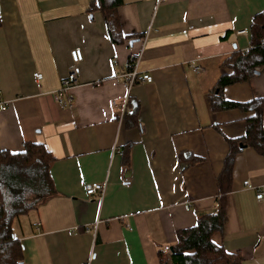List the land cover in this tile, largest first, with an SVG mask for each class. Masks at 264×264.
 Masks as SVG:
<instances>
[{
  "label": "crops",
  "instance_id": "crops-1",
  "mask_svg": "<svg viewBox=\"0 0 264 264\" xmlns=\"http://www.w3.org/2000/svg\"><path fill=\"white\" fill-rule=\"evenodd\" d=\"M115 2L0 0V150L40 142L55 158L56 194L13 221L23 264H173L178 231L215 208L229 140L245 136L255 114L213 101L264 98V63L216 90L234 73L233 54H249L264 0ZM75 48L84 55L80 83L63 106L55 96ZM138 54L153 81L132 87L129 109L138 115L130 125L115 103L127 93L123 65ZM187 152L198 160L183 168ZM104 181L102 196L86 194V184ZM263 185L264 156L246 145L235 159L225 228L212 236L240 264H264Z\"/></svg>",
  "mask_w": 264,
  "mask_h": 264
},
{
  "label": "trees",
  "instance_id": "trees-1",
  "mask_svg": "<svg viewBox=\"0 0 264 264\" xmlns=\"http://www.w3.org/2000/svg\"><path fill=\"white\" fill-rule=\"evenodd\" d=\"M120 2L121 0H116L114 5ZM113 18L111 13H107L111 29L115 26ZM251 33L252 46L249 54H233L234 57L228 65L234 69V73L231 77L220 79L216 87L219 93L226 84L248 79L255 73L256 66L264 63V12L254 16ZM263 105L264 98H257L248 103L213 101L214 108L239 107L255 114L247 120L245 136L229 140L230 150L217 179L219 191L215 208L199 216L195 226L178 231V242L173 247V264H240L241 257L227 253L212 240V236L215 232L224 230L228 219V197L232 190L233 167L236 156L241 151V144L252 146L264 156ZM137 115V109L133 107L127 116L130 125L136 123ZM54 160L52 153L40 142H27L23 151L16 153L0 150V264H23V249L20 240L14 235L13 221L16 217L39 208L56 194L51 176ZM197 160L188 152L179 157L183 168Z\"/></svg>",
  "mask_w": 264,
  "mask_h": 264
},
{
  "label": "built area",
  "instance_id": "built-area-1",
  "mask_svg": "<svg viewBox=\"0 0 264 264\" xmlns=\"http://www.w3.org/2000/svg\"><path fill=\"white\" fill-rule=\"evenodd\" d=\"M238 34H249L248 29H243L237 32ZM146 40L147 37H145L143 41V47L146 45ZM264 43V39L262 40ZM71 59H72V64L69 67V71L67 76L62 80V87L61 89L57 92V95L55 96V99L59 105H66L67 103L70 102V104L73 102L72 96L69 93V91L74 87L79 85L80 83V74H81V63L84 60V55L83 51L80 48H75L71 51ZM141 56L138 55H131L128 61L124 63V74L122 76L125 77L126 84H127V93L120 105H117L115 103V106H118L120 109V118L123 119L125 116H127L130 113V107H129V96L132 87L141 81L145 82H152L153 81V76L148 73V72H143L139 70V63H140ZM118 62L116 61V64ZM192 67L195 71H200L201 67L197 64H192ZM36 77L38 80H40L43 77V73L41 72H36ZM68 100V101H67ZM5 108V107H4ZM107 181L104 182H93V183H88L85 186L86 194L89 197H92L94 195H103L105 192ZM244 185L252 187V184L250 183L249 180L244 181ZM256 198L261 201L264 199V185L260 188H257V194ZM99 223V220L95 223L93 227H87V231L91 230L92 228H97V225ZM128 227L131 228L130 224H127ZM89 264V263H86Z\"/></svg>",
  "mask_w": 264,
  "mask_h": 264
},
{
  "label": "water",
  "instance_id": "water-1",
  "mask_svg": "<svg viewBox=\"0 0 264 264\" xmlns=\"http://www.w3.org/2000/svg\"><path fill=\"white\" fill-rule=\"evenodd\" d=\"M245 145L241 144V147H244ZM171 250L173 251V247H171Z\"/></svg>",
  "mask_w": 264,
  "mask_h": 264
}]
</instances>
